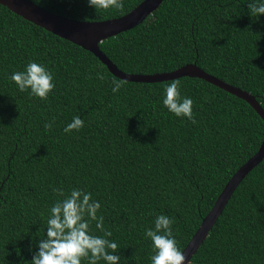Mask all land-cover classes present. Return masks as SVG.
Returning a JSON list of instances; mask_svg holds the SVG:
<instances>
[{"label": "trees", "instance_id": "obj_1", "mask_svg": "<svg viewBox=\"0 0 264 264\" xmlns=\"http://www.w3.org/2000/svg\"><path fill=\"white\" fill-rule=\"evenodd\" d=\"M29 1L94 22L121 17L143 0H122L123 9H95L88 0ZM251 2L163 0L141 24L99 48L128 74L195 63L252 94L264 110V15L251 14ZM29 61L53 74L46 100L10 79ZM113 80L119 79L88 51L0 5V264H30L46 238L50 208L62 199L54 189L67 195L79 188L100 202L97 215L118 244L119 264H151L145 230L158 215L174 221L182 251L231 176L264 142L255 111L203 80L176 79L181 97L193 101L195 124L163 105L170 81L126 82L113 93ZM76 116L84 126L65 133ZM90 228L103 235L95 222ZM189 264H264V159L235 189Z\"/></svg>", "mask_w": 264, "mask_h": 264}, {"label": "clouds", "instance_id": "obj_2", "mask_svg": "<svg viewBox=\"0 0 264 264\" xmlns=\"http://www.w3.org/2000/svg\"><path fill=\"white\" fill-rule=\"evenodd\" d=\"M88 3L95 9H123L122 0H88ZM248 8L255 16L264 15V0H254L248 4ZM97 78L103 79V76L98 74ZM10 79L19 91H30L31 96L42 100H46L55 88L53 74L35 61H29L24 71L13 72ZM125 83V80H113V93L119 92ZM179 88L178 80L164 85L163 105L177 117H186L195 124L193 101L188 97L182 98ZM53 123H46L45 130H50ZM83 126L84 121L76 116L64 128V132L79 131ZM54 191L62 199H58L50 208L46 238L39 241V250L30 264H81L82 259L87 260V264H98L100 260L106 264H119L121 257L116 254L118 244L109 239L112 232L105 229L103 216L97 215L100 202L94 200L90 192L79 188H73L67 195L62 189ZM91 222H95L96 229L103 235L91 234ZM173 223L168 216L158 215L154 228L145 230V236L151 239L155 253L150 257L151 264H185L186 257L177 247L173 236Z\"/></svg>", "mask_w": 264, "mask_h": 264}, {"label": "water", "instance_id": "obj_3", "mask_svg": "<svg viewBox=\"0 0 264 264\" xmlns=\"http://www.w3.org/2000/svg\"><path fill=\"white\" fill-rule=\"evenodd\" d=\"M162 2L163 0H143L130 12L121 17L94 22L77 21L52 14L29 0H0V5L23 20L88 51L106 67L111 75L118 79L132 83H160L183 77L200 79L246 102L264 122V110L252 94L206 73L195 63L186 64L174 71L161 74H128L119 70L103 54L99 48L101 42L135 28L156 11ZM263 159L264 142L259 146L257 152L231 176L210 211L202 219L198 229L181 251L186 257L185 264H189L191 257L206 239L235 189Z\"/></svg>", "mask_w": 264, "mask_h": 264}]
</instances>
